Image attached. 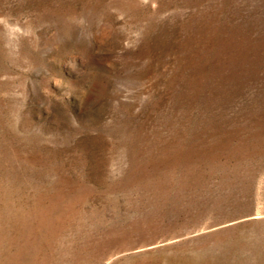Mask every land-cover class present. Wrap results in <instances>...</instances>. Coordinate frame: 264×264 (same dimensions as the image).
Returning a JSON list of instances; mask_svg holds the SVG:
<instances>
[{"label":"rangeland","instance_id":"374dc122","mask_svg":"<svg viewBox=\"0 0 264 264\" xmlns=\"http://www.w3.org/2000/svg\"><path fill=\"white\" fill-rule=\"evenodd\" d=\"M0 264H264V0H0Z\"/></svg>","mask_w":264,"mask_h":264}]
</instances>
